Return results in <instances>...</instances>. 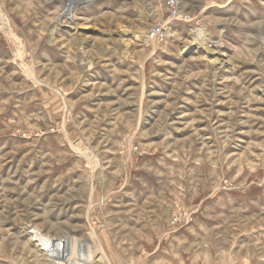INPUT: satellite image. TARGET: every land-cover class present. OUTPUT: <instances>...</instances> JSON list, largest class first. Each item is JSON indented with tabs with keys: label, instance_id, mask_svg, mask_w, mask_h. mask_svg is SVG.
Listing matches in <instances>:
<instances>
[{
	"label": "rangeland",
	"instance_id": "rangeland-1",
	"mask_svg": "<svg viewBox=\"0 0 264 264\" xmlns=\"http://www.w3.org/2000/svg\"><path fill=\"white\" fill-rule=\"evenodd\" d=\"M68 5L0 0V264H264V0Z\"/></svg>",
	"mask_w": 264,
	"mask_h": 264
},
{
	"label": "bare ground",
	"instance_id": "bare-ground-1",
	"mask_svg": "<svg viewBox=\"0 0 264 264\" xmlns=\"http://www.w3.org/2000/svg\"><path fill=\"white\" fill-rule=\"evenodd\" d=\"M88 1L89 0H69V5L66 7L67 9L63 13L60 14L61 15V17L59 18L60 22L59 21L56 22L57 25H60V26L68 25L69 26L71 24L70 22L72 19V17H71L72 16V9L76 8L77 5L87 3ZM214 43H215V45L217 44V42H214ZM214 51H215L214 53H218L217 50L214 49ZM46 248H47L46 250H48L51 254H53L52 257L55 256L54 259L60 261L62 264H73L74 261L71 260V259H73V256H75L72 253V252H74L73 250H72V252H67V253L64 252L63 250L59 251L52 246L49 247V243H47ZM77 259H78V262H80L79 260H81V261L88 263V260L86 259V257L83 254H81V255L79 254ZM74 264H75V262H74Z\"/></svg>",
	"mask_w": 264,
	"mask_h": 264
},
{
	"label": "built area",
	"instance_id": "built-area-1",
	"mask_svg": "<svg viewBox=\"0 0 264 264\" xmlns=\"http://www.w3.org/2000/svg\"><path fill=\"white\" fill-rule=\"evenodd\" d=\"M164 5L168 11V18L170 20L181 19L184 20L185 16L182 17L178 11L179 0H164ZM169 22H160L155 24L149 31L151 36H156L157 39L163 40L169 35ZM164 27V28H163ZM129 264V263H126Z\"/></svg>",
	"mask_w": 264,
	"mask_h": 264
}]
</instances>
